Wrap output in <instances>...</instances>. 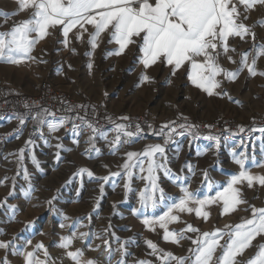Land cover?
<instances>
[{
  "label": "rangeland",
  "instance_id": "374dc122",
  "mask_svg": "<svg viewBox=\"0 0 264 264\" xmlns=\"http://www.w3.org/2000/svg\"><path fill=\"white\" fill-rule=\"evenodd\" d=\"M238 7L244 13L243 7ZM247 16L244 19L242 15L241 21L255 33V40L251 34L244 39L230 37V50L226 55L221 50L218 65L225 72H237V76L231 81L223 74L216 77L220 87L215 91L220 95L209 96L195 87L185 78L186 71L172 76L161 64L154 69H138L139 42L130 44L122 55H110L117 45L109 43L111 28L107 30L109 37L101 39L102 42L99 37L98 47L93 49L89 44L90 34L95 31L92 25L84 26L87 31L83 32L82 40L76 38L81 32L79 26L67 38L62 26L50 28L46 38L34 46L30 58L19 64L0 61V87L13 97V102L21 95H35L39 84L49 79L57 89L77 99L104 103L111 112L130 114L134 120H142L149 126L146 137L134 140L131 145L121 144L115 153L110 150V136L101 134L98 140H93L98 155L91 151L90 139L77 132L50 133L46 127H37V123L20 124V134L3 141L0 148V241L16 238L10 250L0 249V260L25 264L23 256L13 251H33L36 245L42 244L36 255L41 261L47 260V264H74L66 252L77 250L83 253L84 260L94 264H138L139 261L165 264L163 253H171L191 264L188 258L194 260L197 247L193 240L205 232L220 230L224 235L219 244L224 245L229 240L226 234L229 227L252 218L253 207H264V187L258 184L248 187L242 181L234 187L239 189L244 203L228 214H223L222 201L204 206L206 218L196 216L195 209L199 207L196 204L189 203L188 207L193 208L191 213L174 210L171 214L178 221L168 223L169 231L180 232L187 225L199 230L185 231L179 243L165 242V231L155 222L173 203H179L183 195L181 188H187L197 199L215 197L218 191H223L231 177L241 171L236 159H243L245 170L252 175H264V132L241 142L223 143L206 139L210 136L207 130H190L186 134L182 131L183 135H172L171 139L166 135L168 129H164L165 135L160 134L162 126L170 122H175L174 127L179 124L176 128L179 129L180 125L188 126L197 119L225 116L236 118L243 123V128L257 118L264 119V75L261 74L264 55H257L258 49L264 46V26H261L264 7L257 6ZM31 17L32 9L19 11L17 0H0V32L10 31ZM245 53L249 67L253 58L256 59L255 75H250L247 67L238 71ZM142 76L148 79L142 80ZM244 131L240 130V135ZM29 140L33 143L29 144ZM57 144L62 147L57 148ZM155 144L165 147L166 163L159 154L154 159L165 163L178 179L173 180L158 170L157 184L166 198L158 201L155 208H144L140 194L149 182L140 177L147 176V159L145 172L133 168L130 181L122 165L127 161L128 151L142 152ZM80 169L91 171L93 176L89 177L86 172L77 175ZM116 172L121 176H111ZM103 177L110 179L105 181ZM125 183H130V191L124 188ZM144 219L150 223L145 225ZM67 237L72 239L69 248L60 247L62 238ZM149 241L160 251L152 254ZM251 244L243 255L236 257L237 264H246L254 257L258 246L264 244V235H258ZM221 253L218 246L211 264H217ZM168 264L176 261L170 260Z\"/></svg>",
  "mask_w": 264,
  "mask_h": 264
},
{
  "label": "snow or ice",
  "instance_id": "6c2138e0",
  "mask_svg": "<svg viewBox=\"0 0 264 264\" xmlns=\"http://www.w3.org/2000/svg\"><path fill=\"white\" fill-rule=\"evenodd\" d=\"M19 11L32 9V17L28 20L14 25L10 31L0 32V61L12 64H19L22 60L30 58L34 46L46 38L50 28L62 26V33L65 38L74 28L81 29L77 35L78 40L83 39V32L87 31L85 25H92L95 31L90 34L89 44L95 49L98 47V39L102 33L111 28L109 43L118 45V49L110 55H122L130 44L135 43L134 37L141 41L140 52L141 63L145 69L151 67L157 62H163L171 66L172 74L181 69L185 64L190 65L188 79L192 84L206 92L209 96L220 95L215 90L220 87V81L217 76L223 74L229 81L234 80L237 72H225L217 63V57L221 54H227L230 50L228 40L230 37H239L244 39L251 34L255 40V33L251 32L242 21L241 16L247 19V13L256 10L257 6L264 7V0H17ZM238 6H242L244 13H241ZM7 18V16H5ZM261 26H264L262 24ZM34 34V36H33ZM67 44V39H65ZM234 50V49H232ZM257 55H264V46L258 49ZM231 61V58L229 57ZM256 59L253 58L252 66L247 65V53L242 56L241 69L248 68L250 75H255ZM91 67V65H89ZM264 75V73H261ZM147 76H142V80H147ZM49 115L53 116L48 120ZM20 124H25L23 117H18ZM37 127L47 126L50 133L56 132L66 123L65 117L56 118L54 114L49 113L47 109L35 117ZM129 117H121V120H129ZM175 122L165 124L161 128V135H165L164 129L169 139L175 132ZM93 133L98 130L92 124L87 125ZM181 128L190 127L180 125ZM76 125H73V129ZM114 139L110 142L111 151L115 153L121 144H131L134 138L138 137L141 131L140 126H135V131L129 130V126L116 123L114 124ZM244 129L241 128V131ZM264 132V128L258 129ZM183 135V133H180ZM122 137L125 138L122 140ZM43 138V133H41ZM206 139L217 140L214 136H208ZM47 142V141H46ZM168 141L165 140V143ZM29 144L33 141L29 140ZM78 143V141H77ZM93 144L91 151L95 149L93 139L89 140ZM218 143V141H217ZM62 145L57 144V148ZM23 150H21L22 152ZM165 147L161 144H155L145 148L142 152L128 151L126 153L127 161L122 165L124 175L131 180L133 176L132 169L138 168L141 173L145 172L144 163L147 159V176H141V179L147 180L148 186L140 194L141 206L155 208L158 201L165 200V193L158 187V177L156 172L163 170L165 175L177 180L171 170L165 166ZM159 154L160 159L165 163H157L154 157ZM59 158V152L57 153ZM33 162L39 166L33 158ZM235 163L240 166L239 175H233L223 191H218L215 197L208 196L203 199H197L187 188H181L183 193L179 203H173L167 212L156 219V223L164 229L163 239L165 242L179 243L184 238L185 231L198 232L191 225L180 231L174 232L167 229L169 222H177L178 217L172 215L174 210L191 213L193 208L188 207L189 203L199 205L195 209L198 218L207 217L208 213L202 211L205 205L223 202V214H228L230 210L234 211L236 206L244 203L240 199L239 189L234 185L242 181L247 182L248 187L258 184L264 187V175L254 176L245 170L243 159H236ZM87 173L89 177L93 173L87 169H80L77 175ZM111 176H121L120 172L111 173ZM27 178V176H26ZM107 181L110 177H103ZM205 176V180L208 181ZM209 187L211 185L209 184ZM124 188L130 191V183H125ZM157 193L159 196L157 197ZM143 223L148 225L150 221L144 219ZM229 227V226H226ZM229 240L220 245L219 240L223 238L224 233L217 230L212 233L205 232L202 237L193 240L192 243L197 247L194 250V260L191 257L188 260L191 264H211L217 247L222 249L221 255L217 258V264H237L236 257L243 255L244 251L252 246L251 242L258 236L264 235V207L252 208V218L244 220L242 223L229 227L226 233ZM83 235V234H82ZM15 239L12 241H0V249L10 250ZM72 243L70 237L62 238L60 247L69 248ZM31 244V241H26ZM148 246L152 249V254L160 250L151 241ZM43 248L42 244L35 246L33 251L17 249L13 254L22 255L25 264H47V260L41 261L36 253ZM66 255L74 264H94L92 261L83 259V253L77 251H67ZM47 257V252H45ZM164 262L175 260L176 264H188V261L173 256L171 253H163ZM0 264H8L7 259L0 260ZM138 264H150L148 261H139ZM246 264H264V244L258 246V251L254 257L246 261Z\"/></svg>",
  "mask_w": 264,
  "mask_h": 264
},
{
  "label": "built area",
  "instance_id": "2783aa9c",
  "mask_svg": "<svg viewBox=\"0 0 264 264\" xmlns=\"http://www.w3.org/2000/svg\"><path fill=\"white\" fill-rule=\"evenodd\" d=\"M17 103V106L16 104ZM47 109L49 113L54 114L55 117H65L68 123L60 128L57 132L69 133L82 132L89 139L97 140L101 134L107 133L113 140L116 133L114 132V124L122 123L129 126V130L135 131V126L138 124L141 131L136 139L146 137L149 126L147 122L142 120H134L130 114L119 115L111 112L104 103L93 104L86 98L77 99L69 92H64L57 89L49 79H44L38 87L35 95H21L17 97V101L13 102V97L6 94L0 87V148L2 142L9 139L13 135L20 134V120L18 117H23L25 123L35 125L37 123L35 117L43 113ZM129 117L125 121L121 117ZM48 120H52L53 116L49 115ZM92 124L98 131L93 133L88 128V124ZM73 125L76 128L73 129ZM179 125V124H178ZM175 125V132L173 136L186 134L190 130H202L208 132V135L214 136L220 143L227 141L241 142L244 138L260 132L258 129L264 128V119L257 118L253 123L243 126L245 130L242 135L239 131L243 125L242 122L236 118L218 117L212 120L197 119L188 124L190 127L178 128ZM47 126L44 125L43 128ZM48 129V128H47ZM183 131V132H182ZM125 139L122 137V140ZM133 143V142H132ZM131 143V144H132ZM125 144V145H131Z\"/></svg>",
  "mask_w": 264,
  "mask_h": 264
},
{
  "label": "crops",
  "instance_id": "0c3cea01",
  "mask_svg": "<svg viewBox=\"0 0 264 264\" xmlns=\"http://www.w3.org/2000/svg\"><path fill=\"white\" fill-rule=\"evenodd\" d=\"M106 33L105 34H102L101 36H100V41L102 42V40L104 39H107L108 37H109V35H108V31H105ZM102 39V40H101ZM136 42H139L140 44H141V41H140V39L139 38H136V37H134L133 38ZM140 44L137 46L138 47V53H139V59H138V69H143V70H145V67H144V65H143V63H141V56H142V53L140 52ZM136 46L134 45L133 46V48H135ZM116 50L118 49V45H116V48H115ZM96 51V50H95ZM160 64L161 65H163V67L164 68H166V69H168L169 71H170V73H171V75L172 76H178V75H180V73H182V71H186V74L184 75L185 76V78H188V74H189V69H190V65H188V64H185L181 69H179L176 73H175V75H173L172 74V68H171V66H167L166 64H164L163 62H157L156 64H154V65H152L151 67H149V68H147L146 70H149V69H154V68H157L158 66H160ZM181 71V72H180ZM56 118H59V117H56ZM69 121H68V119H66V123L65 124H67ZM26 124V123H25ZM24 124V125H25ZM65 124L63 125V126H65ZM63 126L62 127H60L62 130H63ZM36 127H34V130H36L35 129ZM29 130V127H27V131ZM71 134H76L75 132L73 133H71ZM77 135H80V136H83V137H85V138H88L84 133H82L81 131L80 132H77ZM89 139V138H88ZM98 140V139H97Z\"/></svg>",
  "mask_w": 264,
  "mask_h": 264
},
{
  "label": "water",
  "instance_id": "95a60500",
  "mask_svg": "<svg viewBox=\"0 0 264 264\" xmlns=\"http://www.w3.org/2000/svg\"><path fill=\"white\" fill-rule=\"evenodd\" d=\"M36 129V128H35Z\"/></svg>",
  "mask_w": 264,
  "mask_h": 264
}]
</instances>
